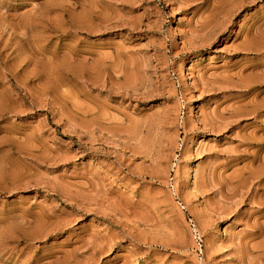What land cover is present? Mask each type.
Wrapping results in <instances>:
<instances>
[{"label": "rangeland", "instance_id": "rangeland-1", "mask_svg": "<svg viewBox=\"0 0 264 264\" xmlns=\"http://www.w3.org/2000/svg\"><path fill=\"white\" fill-rule=\"evenodd\" d=\"M0 264H264V0H0Z\"/></svg>", "mask_w": 264, "mask_h": 264}]
</instances>
